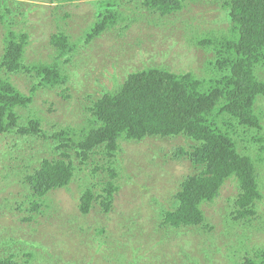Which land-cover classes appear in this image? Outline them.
I'll use <instances>...</instances> for the list:
<instances>
[{
  "label": "rangeland",
  "instance_id": "1",
  "mask_svg": "<svg viewBox=\"0 0 264 264\" xmlns=\"http://www.w3.org/2000/svg\"><path fill=\"white\" fill-rule=\"evenodd\" d=\"M54 1L2 2L3 23L0 27V57L9 31L27 33L30 35V46L25 55L27 64L58 62L68 78L62 88L44 89L39 86L42 80L36 74L32 78L28 71L8 74L25 94H32L33 87H40L31 108L25 112L20 110V115L32 114L31 118L22 119L26 123L23 125H28L33 118L40 119L50 139L64 128L84 123L85 117H90L87 109L106 90L117 87L131 73L146 66H165L176 73L192 72L207 81L221 74L211 68L206 70L214 54L209 45L201 46L199 42L214 40L219 43L225 36H230L231 23L225 7L229 0H180L184 4L183 9L165 16L160 11H150L142 4L144 0H108L105 6L112 1L111 10L119 14L118 23L90 43L86 41L87 32L100 17L104 0ZM68 11L75 20L73 24L65 18ZM58 21L71 37L70 45L78 43V48L81 47L80 56L76 53L69 63L66 61L71 55L59 57L51 43L52 35L60 28ZM88 44L90 47L86 48ZM256 72L259 80L264 81V67L258 66ZM256 107L263 117L264 126V97L258 99ZM246 135L241 131L238 138L239 144L247 147L246 151H241L252 156L259 165L264 194V142L260 144L254 139L256 133ZM261 136L264 137V130ZM39 141V138L17 141L10 136H0V172L6 167L22 169L32 150H50L49 146L42 142L39 144ZM191 145L192 142L185 137L122 141L116 160L120 191L110 213H106L99 204H95L88 215L81 212L82 191L86 188H83L84 181L80 177L85 174L75 178L77 180L74 179L68 186L70 189L50 192L46 200L40 202L38 211L24 197L18 196L21 189L18 184L12 181L7 185L6 181L2 185L0 181V206L6 209L11 200L21 204L15 213L21 217L18 221H12L10 216L13 215L3 210L5 215L1 212V218L13 225L14 237L24 242V248L36 243L35 253L24 257L22 263L182 264L181 258L186 257L184 249L189 250V245L194 251L192 258L201 264H232L235 261L241 264L246 255L255 258L256 254L264 251V199L259 203L260 216L254 218L251 224L232 226L234 202L239 194L236 182L232 181L222 187L215 203L204 206L213 230L196 231L197 235L190 237L193 242L187 245L185 241L165 245L161 255L162 245L157 250L159 239L153 229L164 236L158 225L163 211L174 207L179 184L193 172L186 157L178 159V154L184 149L189 150ZM4 150L7 153L27 152L24 157L16 159L17 164L13 166L12 160L15 159L10 154L3 155ZM63 152H57L56 157L64 158ZM45 155L37 156L36 167L40 166ZM75 163L81 173L85 165H79L77 158ZM19 181L17 179V183ZM240 231L241 235L236 237ZM172 232L171 235H174ZM210 235L211 238L207 237ZM183 243L184 249L181 248ZM17 245L15 252L21 249ZM158 254L160 260L156 258ZM232 258L234 262L230 261Z\"/></svg>",
  "mask_w": 264,
  "mask_h": 264
},
{
  "label": "trees",
  "instance_id": "2",
  "mask_svg": "<svg viewBox=\"0 0 264 264\" xmlns=\"http://www.w3.org/2000/svg\"><path fill=\"white\" fill-rule=\"evenodd\" d=\"M6 1L0 0V27L3 23L2 2ZM107 2H102V13L87 32L86 41L89 43L118 23L119 14L111 10L112 1L105 6ZM142 4L150 11H160L163 16L180 12L184 7L180 0H144ZM225 7L231 23L230 36H225L219 43L214 40L199 42L201 46L209 45L214 54L206 70L211 68L221 72L220 75L216 74L215 78L207 81L192 72L176 73L165 66H146L131 73L122 84L106 90L87 109L90 117H85L84 123L64 128L54 133L51 139L40 119L33 118L28 125H23L28 114L20 115V110L25 112L31 108L40 87L62 88L68 78L58 62L28 65L25 55L30 46V35L9 31L0 57V136H10L17 141L39 138V144L42 142L50 150H32L22 169L4 168L0 172L1 184L8 181V185L14 181L21 188L18 196L24 197L38 211L40 202L46 200L50 192L70 189L68 186L72 181L85 174L80 177L84 181L83 188H86L82 191L81 212L88 215L95 204H99L106 213H110L120 191L116 160L121 142L185 137L192 145L189 150L180 151L178 159L186 157L193 172L179 184L174 207L163 211L158 225L164 236L153 229L159 239L158 251L159 245H162L160 255L165 245L179 241H185L187 245L193 242L190 237L196 236L199 230H213L204 206L215 203L222 187L229 181L236 182L239 189L234 202L232 226L251 224L254 218L260 216L258 208L264 194L259 165L252 156L241 151H246L247 147L240 145L238 138L241 131L244 136L256 133L254 139L260 144L264 142L261 136L263 117L256 107L258 99L264 97V81L259 80L256 72L258 66L264 67V0H229ZM65 18L75 23L69 11ZM59 27L52 35L51 43L59 57L71 55L66 61L69 63L76 53L80 56L81 47L78 48V43L70 45L71 37L62 25ZM87 47H90L89 44ZM3 70L8 73H1ZM25 71L30 78L36 74L42 80L40 87H33L29 95L23 93L8 76ZM60 150L64 151L62 159L55 155ZM26 152L7 153L4 150L2 154H10L15 159L12 160L15 166L16 159L24 157ZM38 155L46 157L36 167ZM75 158L79 165H85L81 173ZM17 179L21 180L20 184ZM20 207L16 200L9 201L6 209L0 206V264H23L24 257L35 253L36 243L24 248V242L14 237L13 225L1 218L3 210L13 215L10 216L12 221H18L21 217L15 213ZM5 212L2 213L5 215ZM240 235L241 231L236 237ZM184 243L181 245L183 249ZM17 244L21 249L15 252ZM189 247V250L184 249L186 257L181 258L182 264H201L192 258L194 251L192 246ZM156 258L160 260L159 254ZM230 261L234 262V259ZM235 262L232 264H238ZM241 264H264V251L256 254L255 258L246 255Z\"/></svg>",
  "mask_w": 264,
  "mask_h": 264
}]
</instances>
